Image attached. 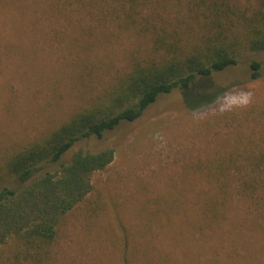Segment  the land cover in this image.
Returning a JSON list of instances; mask_svg holds the SVG:
<instances>
[{
  "label": "rangeland",
  "instance_id": "obj_1",
  "mask_svg": "<svg viewBox=\"0 0 264 264\" xmlns=\"http://www.w3.org/2000/svg\"><path fill=\"white\" fill-rule=\"evenodd\" d=\"M117 8L109 0H0V158L86 106L144 54L147 38ZM252 59L264 61V52L212 75V85L201 81L215 85L208 93L221 88L211 100L190 108L188 90L178 88L105 135L100 146L115 158L93 181L106 208L71 211L49 264H121L124 234L134 264H264V198L244 200L236 180L245 171L218 179L208 168L227 157L248 168L264 153V76L252 78ZM241 93L249 103L230 105ZM223 181L232 208L212 223L205 198L223 194Z\"/></svg>",
  "mask_w": 264,
  "mask_h": 264
},
{
  "label": "trees",
  "instance_id": "obj_2",
  "mask_svg": "<svg viewBox=\"0 0 264 264\" xmlns=\"http://www.w3.org/2000/svg\"><path fill=\"white\" fill-rule=\"evenodd\" d=\"M109 1L126 16L125 24L147 38V48L133 54L129 69L86 106L2 154L0 258L6 264H49L59 228L71 211L81 205L92 215L105 210V196L93 176L115 158L112 147L100 146L108 132L134 122L161 95L178 88L188 90L184 102L190 108L211 100L221 88L208 93L215 85L201 81L212 85V75L264 52V0ZM249 65L253 79L264 76V61L252 59ZM256 157L248 168L230 157L208 168L218 179L229 170L245 171L236 183L245 191L244 200L257 205L264 198V153ZM230 184L223 181V194L205 198L212 223L228 217ZM170 206L167 200L166 210ZM122 241L121 264H134L127 234Z\"/></svg>",
  "mask_w": 264,
  "mask_h": 264
},
{
  "label": "clouds",
  "instance_id": "obj_3",
  "mask_svg": "<svg viewBox=\"0 0 264 264\" xmlns=\"http://www.w3.org/2000/svg\"><path fill=\"white\" fill-rule=\"evenodd\" d=\"M249 103V95L246 93H241L238 96H232L230 100V105H247Z\"/></svg>",
  "mask_w": 264,
  "mask_h": 264
}]
</instances>
